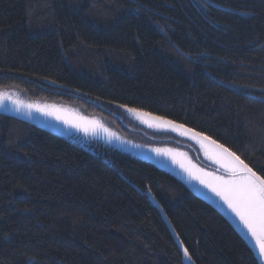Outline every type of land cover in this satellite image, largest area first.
<instances>
[{
	"label": "trees",
	"instance_id": "obj_1",
	"mask_svg": "<svg viewBox=\"0 0 264 264\" xmlns=\"http://www.w3.org/2000/svg\"><path fill=\"white\" fill-rule=\"evenodd\" d=\"M9 88L171 121L264 175V0H0ZM22 122L0 116V264H258L175 173Z\"/></svg>",
	"mask_w": 264,
	"mask_h": 264
},
{
	"label": "rangeland",
	"instance_id": "obj_2",
	"mask_svg": "<svg viewBox=\"0 0 264 264\" xmlns=\"http://www.w3.org/2000/svg\"><path fill=\"white\" fill-rule=\"evenodd\" d=\"M102 109L111 116H94L91 112L85 113L78 105L32 100L16 88L0 89V116L25 121L22 123L48 128L63 135L84 133L95 136L115 148H119L121 142L129 143L133 145V154L146 157L175 173L191 191L212 202L232 223L241 222L220 197L189 175V171L193 175H227L226 170L212 158L209 140L194 136V132L185 131V127L176 128L174 125L178 124L173 122L162 123L167 120H157L143 112H130L119 106ZM135 146L138 148L134 149Z\"/></svg>",
	"mask_w": 264,
	"mask_h": 264
},
{
	"label": "snow or ice",
	"instance_id": "obj_3",
	"mask_svg": "<svg viewBox=\"0 0 264 264\" xmlns=\"http://www.w3.org/2000/svg\"><path fill=\"white\" fill-rule=\"evenodd\" d=\"M136 112L135 109H128ZM160 120L161 118L155 117ZM171 124V121H161ZM182 128V125H174ZM191 131V129H185ZM199 137V133H194ZM207 140V137H203ZM212 147V158L225 170L227 175L215 176L210 173L189 175L198 179L201 184L209 188L228 206L247 228L249 234L255 240L261 257H264V175L257 174L247 163L233 151L214 140L209 141ZM203 146V145H202ZM185 256L189 255L185 250Z\"/></svg>",
	"mask_w": 264,
	"mask_h": 264
},
{
	"label": "water",
	"instance_id": "obj_4",
	"mask_svg": "<svg viewBox=\"0 0 264 264\" xmlns=\"http://www.w3.org/2000/svg\"><path fill=\"white\" fill-rule=\"evenodd\" d=\"M124 144L123 146L121 144ZM121 144L118 145L119 149L121 150H127V151H133V145L131 144H125L124 142H121ZM138 148L137 146L134 147V149ZM157 164V163H156ZM185 184V183H184ZM186 185V184H185ZM187 186V185H186ZM195 192V191H193ZM196 193V192H195ZM198 194V193H196ZM199 195V194H198ZM148 196L150 197V199H152L151 194L148 193ZM201 196V195H199ZM202 197V196H201ZM204 198V197H203ZM205 199V198H204ZM207 200V199H205ZM208 201V200H207ZM210 204H212L217 210H219V212H221L222 216H226L219 208H217L212 202L208 201ZM227 217V216H226ZM163 218L166 222V225L168 227V229L172 232V234L174 235V231L169 223V221L167 220V218L164 216L163 214ZM228 218V217H227ZM229 219V218H228ZM232 228L234 229V231L237 233V235L242 239V241L246 244L247 248L250 250V252L252 253L253 257L255 258V260L257 261L258 264H264V257H261L260 255V251L258 246L256 245L255 240L252 238V236L249 234L247 228L244 226V224L242 222H239L238 224H234L231 222V220L229 219ZM183 264H192L190 261H188L187 259L183 261Z\"/></svg>",
	"mask_w": 264,
	"mask_h": 264
},
{
	"label": "bare ground",
	"instance_id": "obj_5",
	"mask_svg": "<svg viewBox=\"0 0 264 264\" xmlns=\"http://www.w3.org/2000/svg\"><path fill=\"white\" fill-rule=\"evenodd\" d=\"M171 225V224H170ZM171 227H172V225H171ZM173 229V228H172ZM170 231V230H169ZM174 231V230H173ZM170 233L172 234V232L170 231ZM173 235V234H172ZM173 236H175V232H174V235Z\"/></svg>",
	"mask_w": 264,
	"mask_h": 264
}]
</instances>
